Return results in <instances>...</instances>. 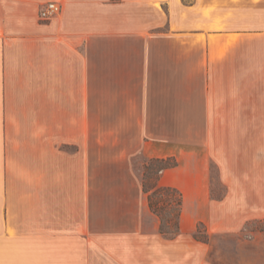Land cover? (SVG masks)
Wrapping results in <instances>:
<instances>
[{
  "label": "crops",
  "instance_id": "crops-1",
  "mask_svg": "<svg viewBox=\"0 0 264 264\" xmlns=\"http://www.w3.org/2000/svg\"><path fill=\"white\" fill-rule=\"evenodd\" d=\"M47 2L59 11L41 19ZM256 8L264 0H0V264H218L196 223L232 233L261 216L224 207L231 191L212 201L207 177L219 121L264 120L263 86L246 100L232 89L240 75L264 81ZM174 120L204 121L200 154ZM168 156L178 164L157 184L182 194L174 237L141 178L144 159Z\"/></svg>",
  "mask_w": 264,
  "mask_h": 264
},
{
  "label": "rangeland",
  "instance_id": "rangeland-1",
  "mask_svg": "<svg viewBox=\"0 0 264 264\" xmlns=\"http://www.w3.org/2000/svg\"><path fill=\"white\" fill-rule=\"evenodd\" d=\"M188 1V0H185ZM256 13L264 15L263 8H256ZM256 23L255 27H261ZM255 46H259L256 44ZM257 63V62H256ZM248 87L251 80L239 76L232 82V89L238 91L239 100H246V90L257 93L260 86L264 88V81L258 85ZM256 100L264 101V96L255 95ZM166 122V121H165ZM175 132L188 129L192 134L191 154L198 155L199 143H203V123L200 120H174ZM216 123V121H212ZM222 134L212 141L208 140L207 147V177L208 191L212 201L223 200L231 191L230 197L224 207L234 209L239 205L240 214L245 209L260 212V217H252L246 221L237 232L232 233H206V226L202 222L196 223L193 237L200 241L210 243L209 257L218 264H264V120L255 121H219ZM232 126V130L228 126ZM214 147V151L210 149ZM146 159L143 161L145 162ZM157 164H151L147 171H142V187L151 188L154 185L155 169ZM158 195L156 201L163 199ZM242 210V211H241ZM234 212V211H233ZM175 206H167L160 209L158 228L169 233L168 237L176 236L171 233L175 222ZM241 217V216H240ZM171 221L168 226L167 220Z\"/></svg>",
  "mask_w": 264,
  "mask_h": 264
},
{
  "label": "trees",
  "instance_id": "trees-1",
  "mask_svg": "<svg viewBox=\"0 0 264 264\" xmlns=\"http://www.w3.org/2000/svg\"><path fill=\"white\" fill-rule=\"evenodd\" d=\"M151 164H157V167L155 169L156 172L154 176V185L151 188L144 189V192L146 193L148 207L157 217H159V212L162 206H175L176 213H173V215H175V222L172 227V231H170L171 233H175L178 231V219L182 207V194L175 187L158 185L157 181L159 179L160 173L163 170L175 167L178 162L173 156L149 158L146 159L143 164L144 173L148 170ZM158 195L164 196V198L160 199L159 201H156L155 197ZM167 224L168 226L171 224V221L169 219L167 220ZM159 231L163 234L169 233L168 231L162 230L160 227Z\"/></svg>",
  "mask_w": 264,
  "mask_h": 264
},
{
  "label": "built area",
  "instance_id": "built-area-1",
  "mask_svg": "<svg viewBox=\"0 0 264 264\" xmlns=\"http://www.w3.org/2000/svg\"><path fill=\"white\" fill-rule=\"evenodd\" d=\"M59 5L55 2H47L39 12V16L41 19H47L49 17H52L59 11Z\"/></svg>",
  "mask_w": 264,
  "mask_h": 264
}]
</instances>
